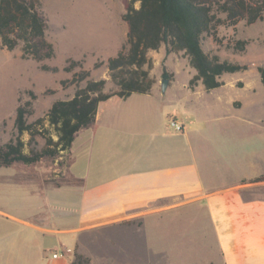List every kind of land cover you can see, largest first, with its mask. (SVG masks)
Instances as JSON below:
<instances>
[{
  "label": "crops",
  "instance_id": "0c3cea01",
  "mask_svg": "<svg viewBox=\"0 0 264 264\" xmlns=\"http://www.w3.org/2000/svg\"><path fill=\"white\" fill-rule=\"evenodd\" d=\"M189 80L183 87L194 103L223 87L207 91L199 82L191 89ZM152 91L101 102L96 130L78 133L69 165L61 167L53 159L51 168L40 172L58 180L38 179L39 172L29 171L23 162L0 166V264H71L76 246L92 230H109L114 240L109 252L129 255L133 243L127 233L133 223L124 221L149 226L185 216L197 231L195 221L201 217L203 222L199 213L207 215L210 225L208 236L201 223L214 254L209 264H264V181H253L264 174V126L229 109L220 111L230 101L215 93L213 119L230 122L235 131L222 128L215 156L201 158L197 150L211 145L212 121L180 119ZM138 113L143 119L132 122ZM85 129L92 137L79 144L85 156L79 165L74 149ZM241 131L253 135L238 141L233 133ZM211 160L218 166L209 167ZM64 175L83 181L71 183Z\"/></svg>",
  "mask_w": 264,
  "mask_h": 264
},
{
  "label": "rangeland",
  "instance_id": "374dc122",
  "mask_svg": "<svg viewBox=\"0 0 264 264\" xmlns=\"http://www.w3.org/2000/svg\"><path fill=\"white\" fill-rule=\"evenodd\" d=\"M127 3L128 0H42L40 12L47 22L46 36L55 47V56L45 60V63L57 66L59 70L56 72L42 70L35 60L22 58L20 46L14 50L0 46V143L3 144L16 135L14 121L16 108L20 103L32 100L33 112L28 115V121L32 122L44 116L54 101L74 95L77 82L62 84V81H70L75 72L86 69L90 71L89 78L109 79L106 62L121 49L127 38L128 26L123 19ZM239 40H248L244 50L236 48ZM203 45L210 54H216L222 60L247 64L249 68L222 75L223 87L212 94L200 96L195 99V103L190 100L183 87L195 71L183 52L167 54L166 46L162 44L158 50L148 53L153 60L150 73L157 84V89L154 87L152 94L163 97L165 106L175 110L180 119L193 121L195 124L204 123L208 119L212 121L208 126L212 137L211 145H202L197 150L201 158L213 154L215 156L216 150L220 148L222 128L235 131L230 122L213 119L212 103L215 93L230 101L229 106L219 107L220 111L229 109V113H235L234 116L254 118L256 124L264 126V85L258 71L259 66L264 67V20L254 24H247L245 20L235 25L222 23L213 34L204 36ZM70 60L81 61L82 67L76 66L72 71H65L64 67L69 65ZM165 70L172 78L163 91ZM171 80L175 81L170 85ZM85 81H80L79 85L83 86ZM112 88L114 85L108 81L106 90ZM31 92L36 94V98L32 99ZM142 119L143 114L140 113L131 116L132 122ZM233 134L238 141H246L253 135L250 131ZM24 137L27 139L28 135L25 134ZM91 137L90 130L87 129L78 137L74 155L77 156L79 165L85 161L79 144ZM229 137L233 138V135ZM36 141L37 148L44 144L41 136H37ZM237 143H232L233 148ZM246 146L250 147L248 143ZM53 161L55 160L46 158L29 165L27 169L31 172L37 170L38 179H41L43 177L40 172L49 170ZM215 163L211 160L209 167L218 166ZM48 177L58 180L54 174L49 173L43 179L48 180ZM199 214L203 217V222L201 217L197 218L194 223L197 231H192L191 221L185 216L178 220L171 217L161 224L156 220L149 226L134 221L132 230L127 233L133 243L129 247V255L119 257L109 252L111 241L114 242L109 230L87 231L85 243L78 246V251L90 257L89 264H209L207 259L214 254L201 233V223L204 234L208 233V236L210 225L207 215ZM210 240L209 238L208 242ZM160 243L164 245L165 253L159 252Z\"/></svg>",
  "mask_w": 264,
  "mask_h": 264
},
{
  "label": "trees",
  "instance_id": "16d2710c",
  "mask_svg": "<svg viewBox=\"0 0 264 264\" xmlns=\"http://www.w3.org/2000/svg\"><path fill=\"white\" fill-rule=\"evenodd\" d=\"M41 4L42 0H0V46L8 50L20 46L22 58L35 60L42 70L56 72L57 66L45 63L55 56V47L46 36L47 22L40 12ZM123 19L128 26L127 38L106 62L109 79L89 78L90 71L86 69L75 72L70 81H62V84L77 82L74 95L54 101L44 116L32 122L28 121V115L33 112L32 100L20 103L14 121L16 135L0 143V166L15 162L32 165L46 158L58 159L61 167L69 165L78 133L88 127L96 130L101 102L152 91L156 80L150 73L153 60L148 53L158 50L162 44L167 54L183 52L195 69L189 88L194 89L199 82L207 91L222 86V75L245 71L249 66L210 54L204 48V36L213 34L222 23L235 25L245 20L247 24H254L264 20V0H128ZM247 44L248 40H239L236 48L244 50ZM69 62L65 71L82 67L81 61ZM258 71L264 85V67L259 66ZM164 78H172L166 70ZM82 80L86 81L80 86ZM108 81L114 88L106 90ZM31 97L36 98V94L31 92ZM37 136L44 138L40 148L35 147ZM64 177L71 183L83 181L73 175ZM253 181H264V174ZM133 222L129 219L123 223ZM89 263L90 257L79 252L76 246L71 264Z\"/></svg>",
  "mask_w": 264,
  "mask_h": 264
},
{
  "label": "built area",
  "instance_id": "2783aa9c",
  "mask_svg": "<svg viewBox=\"0 0 264 264\" xmlns=\"http://www.w3.org/2000/svg\"><path fill=\"white\" fill-rule=\"evenodd\" d=\"M172 125H174L178 130H182V125L178 124L176 121H172ZM58 255V253H55L54 257H57Z\"/></svg>",
  "mask_w": 264,
  "mask_h": 264
},
{
  "label": "water",
  "instance_id": "95a60500",
  "mask_svg": "<svg viewBox=\"0 0 264 264\" xmlns=\"http://www.w3.org/2000/svg\"><path fill=\"white\" fill-rule=\"evenodd\" d=\"M168 82H169V79H167V78H164L162 80V89H163V91H165L167 89Z\"/></svg>",
  "mask_w": 264,
  "mask_h": 264
}]
</instances>
